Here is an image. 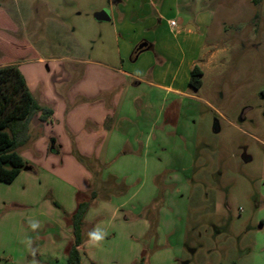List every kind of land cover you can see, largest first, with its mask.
Masks as SVG:
<instances>
[{"label":"rangeland","instance_id":"rangeland-1","mask_svg":"<svg viewBox=\"0 0 264 264\" xmlns=\"http://www.w3.org/2000/svg\"><path fill=\"white\" fill-rule=\"evenodd\" d=\"M110 1L0 0V13L10 23L0 26V60L11 57L4 48L12 41L27 39L46 56L98 59L101 34L111 25L97 16L110 9ZM209 8L207 41L215 58L204 68L202 87L192 91L197 98L187 100L186 117L177 119L179 134L167 132L171 97L154 125V136L164 135L148 152L167 162L163 172L153 181L120 180L124 193L104 189L98 198L97 204L126 202L124 216L131 211L139 222L105 225L107 238L91 245L84 264H264V0L259 6L216 0ZM112 51L117 56L115 46ZM26 151L20 149L28 161ZM173 161L186 176L170 173ZM47 186L31 206H20L14 201L19 183L0 182V264H66L72 240L58 252L43 249L37 238L53 226L45 216L64 217L52 203L56 188ZM152 186L155 194L149 197ZM148 199L147 208L133 210ZM154 218L155 235L140 225V219ZM32 223L39 226L33 229Z\"/></svg>","mask_w":264,"mask_h":264},{"label":"crops","instance_id":"crops-1","mask_svg":"<svg viewBox=\"0 0 264 264\" xmlns=\"http://www.w3.org/2000/svg\"><path fill=\"white\" fill-rule=\"evenodd\" d=\"M215 1H110L111 20L104 22H109L111 29L102 32L98 59L90 61L46 56L26 38L29 43L25 48L33 56L20 59L19 69L33 95L52 108L54 115L49 122L41 123L38 117L32 122L33 141L24 153L29 170H23L13 182L20 187L19 197L14 199L18 205L31 206L48 185L49 189L56 188L55 201L71 214L78 205L77 193L94 188L95 174L104 183L112 177L116 182L130 183L153 181L163 172L167 162L159 154L148 152L164 135L158 132L155 137L154 125L166 110L165 100L171 97L167 132L179 134L182 127L175 123L186 117L187 100L197 98L190 86L191 73L198 66L203 80L204 68L210 67L215 58L207 41L213 19L208 10ZM197 29L201 35L196 34ZM114 46L117 56L112 51ZM52 146L57 151L52 152ZM74 150L83 158L82 163ZM174 162L170 173L186 176L187 171L175 169ZM154 190L152 186L149 197L154 196ZM97 202L85 216L87 231L98 228L103 232L111 221L115 227L139 222L131 211L132 215L124 216L126 202ZM148 203L149 199L137 203L133 210L147 208ZM49 207L46 205L45 210ZM45 217L53 226L37 238L43 249L61 252L73 240L72 228L63 215L55 220ZM140 220L142 229L150 230V221ZM91 245L87 241L79 248L83 264L90 260Z\"/></svg>","mask_w":264,"mask_h":264},{"label":"trees","instance_id":"trees-1","mask_svg":"<svg viewBox=\"0 0 264 264\" xmlns=\"http://www.w3.org/2000/svg\"><path fill=\"white\" fill-rule=\"evenodd\" d=\"M255 6H259L263 0H251ZM9 25V21L4 14L0 13V26ZM25 44H18L13 41L10 49L4 47L5 55L12 54L6 63L0 60V182L11 184L18 175L29 167V162L24 159L20 149L28 146L33 137L31 134V125L33 120L38 117L41 123L49 122L54 110L49 106L43 105L30 91L26 77L21 73L18 61L24 57H32L33 54L25 48ZM6 60V59H5ZM203 72L195 66L191 73L190 86L194 90H199L203 85ZM51 151H57L54 146ZM74 154L79 162L83 158L74 150ZM94 188L89 192L77 193V208L69 214L65 212L62 206L54 199L52 203L55 207L61 209L65 221L72 228L73 242L67 252L66 264H82V254L79 250L89 239L86 230L85 216L92 207L93 202L101 197L103 186L106 192L117 194L125 192V184L116 183V178L112 177L104 183L99 180L98 175H94ZM120 188V189H119ZM158 201V200H156ZM160 201V200H159ZM151 222L150 231L155 235L157 223L155 218ZM264 226V222L261 223ZM139 264H143L142 262Z\"/></svg>","mask_w":264,"mask_h":264},{"label":"clouds","instance_id":"clouds-1","mask_svg":"<svg viewBox=\"0 0 264 264\" xmlns=\"http://www.w3.org/2000/svg\"><path fill=\"white\" fill-rule=\"evenodd\" d=\"M39 225L37 223H32L31 227L33 229H36ZM88 242L90 244H98L99 242H101L104 239V233L99 230L98 228L91 230L88 233Z\"/></svg>","mask_w":264,"mask_h":264},{"label":"water","instance_id":"water-1","mask_svg":"<svg viewBox=\"0 0 264 264\" xmlns=\"http://www.w3.org/2000/svg\"><path fill=\"white\" fill-rule=\"evenodd\" d=\"M101 21H109L110 16H109V10H103L102 12H100L97 16ZM26 170H29V167L25 168Z\"/></svg>","mask_w":264,"mask_h":264},{"label":"built area","instance_id":"built-area-1","mask_svg":"<svg viewBox=\"0 0 264 264\" xmlns=\"http://www.w3.org/2000/svg\"><path fill=\"white\" fill-rule=\"evenodd\" d=\"M172 25H175V22H172Z\"/></svg>","mask_w":264,"mask_h":264}]
</instances>
